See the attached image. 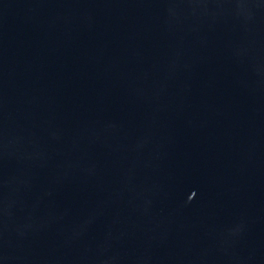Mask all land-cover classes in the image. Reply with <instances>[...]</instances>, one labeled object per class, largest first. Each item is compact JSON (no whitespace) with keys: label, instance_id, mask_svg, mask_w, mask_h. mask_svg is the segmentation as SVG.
<instances>
[{"label":"water","instance_id":"obj_1","mask_svg":"<svg viewBox=\"0 0 264 264\" xmlns=\"http://www.w3.org/2000/svg\"><path fill=\"white\" fill-rule=\"evenodd\" d=\"M0 264H264V0H0Z\"/></svg>","mask_w":264,"mask_h":264}]
</instances>
